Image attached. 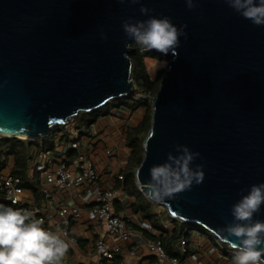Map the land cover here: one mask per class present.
Returning <instances> with one entry per match:
<instances>
[{"label":"water","instance_id":"water-1","mask_svg":"<svg viewBox=\"0 0 264 264\" xmlns=\"http://www.w3.org/2000/svg\"><path fill=\"white\" fill-rule=\"evenodd\" d=\"M152 16L187 27L179 56L162 55L168 65L137 184L174 220L232 247L235 238L223 232L233 222L231 207L264 183V26L224 0H198L192 10L185 0H0V137L45 140L82 113L131 98L135 41L122 23ZM176 145L200 154L192 167L202 164L205 178L152 200L145 192L149 169L177 155ZM254 219L264 221V205Z\"/></svg>","mask_w":264,"mask_h":264},{"label":"clouds","instance_id":"clouds-1","mask_svg":"<svg viewBox=\"0 0 264 264\" xmlns=\"http://www.w3.org/2000/svg\"><path fill=\"white\" fill-rule=\"evenodd\" d=\"M121 3H140V0H120ZM224 2L254 26H264V0H224ZM189 10L196 7L198 0H185ZM139 11L148 14L150 9L141 6ZM184 25L177 28L169 17H149L135 20L129 17L122 23L126 37L133 39L142 50L167 56H179L177 48L180 37L186 36ZM103 39H107L102 34ZM163 67H167L164 61ZM177 155L169 153L161 165L149 169L150 179L145 184L146 195L155 201H164L184 191L191 190L205 178L203 165L192 167L199 157L186 145H176ZM239 182L238 180L236 181ZM243 193V190H241ZM264 205V183L253 184L232 205L233 222L223 232L235 238L232 247L235 255L233 264H264V221L254 219ZM44 221L35 218L28 209H18L0 204V264H62L70 248V242L57 232L43 227Z\"/></svg>","mask_w":264,"mask_h":264},{"label":"built area","instance_id":"built-area-1","mask_svg":"<svg viewBox=\"0 0 264 264\" xmlns=\"http://www.w3.org/2000/svg\"><path fill=\"white\" fill-rule=\"evenodd\" d=\"M141 98L152 99L147 95L137 96V99ZM66 127H70V129L72 127L73 141L67 145H59L53 152H42L36 156L33 161L34 171L39 172L41 176L46 172L47 163H56L54 182L56 190L64 195L67 194L73 200L81 197L82 207L87 209L89 221L96 223L111 240V242H108L105 237H99L88 248V254L93 257L96 256V264L115 261L117 255L130 243L131 247L128 248L127 253L131 257H137L142 251L147 250L156 258L154 262L149 264H181L179 259L167 255L160 241L141 237L136 229L129 227L128 217L115 210L116 202L120 199L122 191L114 188H105L99 184L101 177L95 163L88 155L82 152L77 141L82 133L90 134L89 129L75 130L71 122ZM74 153L76 155L72 156ZM14 167L13 158L0 155V201L18 206L20 209L32 211L35 218L44 221V228L59 232L71 244L77 245V240L71 236V225L83 219L82 208L70 206L66 203L56 206L55 202L52 201L53 190L44 189L43 206L48 205L49 208L52 207L54 209L53 211L57 209L56 216L52 215L36 203L34 198L26 195L28 191L22 186V179L14 175ZM119 179L124 180L122 176H119ZM54 218L58 219L57 223L52 222ZM137 225L144 230L150 228L146 222L141 220ZM56 226H58V230H56ZM216 241L224 252L229 255H235L233 247L224 244L218 239ZM180 246L183 254H189V244L185 239L181 240ZM192 257L195 261H198L197 256L193 255ZM118 264L130 263L120 261Z\"/></svg>","mask_w":264,"mask_h":264},{"label":"trees","instance_id":"trees-1","mask_svg":"<svg viewBox=\"0 0 264 264\" xmlns=\"http://www.w3.org/2000/svg\"><path fill=\"white\" fill-rule=\"evenodd\" d=\"M130 58L133 62V81L135 91L131 98L114 100L91 114L82 113L71 123L75 130L82 128L91 129L100 119L111 115L114 111H127L135 114L143 109L146 111L142 121L137 126H129L127 130L126 147L131 150L127 166L120 172L119 176L124 178L123 186L125 193L134 199L132 205L133 212L139 214L147 221L151 227L160 232V236H150L151 240L160 241L168 256L175 257L181 262L190 254L185 255L180 249V242L185 239L190 244V238L195 230L203 229L197 226L185 224L174 220L168 212L158 211V206L151 203L143 194L137 184L136 173L144 159V142L150 132L152 125L153 106L152 100L156 97L161 80L165 71L160 76L152 78L149 75L146 61L148 58L159 60L162 54L142 50L136 42H132L129 47ZM138 95H147L152 99H137ZM65 127L54 133L45 140L31 141L18 138L0 137V155L13 158L15 167L13 173L22 179V186L33 192L38 203L44 200V192L41 185V178L37 171H34L33 161L42 152H53L59 145H67L71 142V132ZM0 204L13 208L20 207L10 203L0 201ZM171 225L172 229L168 228ZM233 259V257H231Z\"/></svg>","mask_w":264,"mask_h":264},{"label":"crops","instance_id":"crops-1","mask_svg":"<svg viewBox=\"0 0 264 264\" xmlns=\"http://www.w3.org/2000/svg\"><path fill=\"white\" fill-rule=\"evenodd\" d=\"M126 113L129 112L117 111V114L113 112L111 115L100 119L91 129H89L90 134L82 133L77 141L80 144L82 152L88 155L95 163L101 177L99 184L105 188H114L122 191L120 199L116 202L115 210L128 217L129 227L136 229L141 237L151 240L150 236L159 237L161 233L154 230L141 215L133 212L132 205L134 199L130 198L125 193L123 183H120L124 180L119 179V174L127 166L131 155V150L126 147L127 130L130 125H125L123 122L124 120L120 119ZM67 130L71 132L72 142V127ZM75 155L76 154L74 153L72 156ZM55 171L56 163L51 162L46 164V172L40 176L43 190H53L52 201L55 202L56 206L66 203L70 206L81 207L84 216L81 221L74 222L71 225V236L77 240L78 244L73 245L70 243V248L66 257L62 261V264H96V256H90L87 251L88 248H90L99 237H105L108 242H111V240L101 231L96 223L89 221L86 212L87 209L82 207L81 197H77L73 200L70 199L67 194L64 195L56 190L54 186ZM27 191L26 195L34 198L36 203H38L33 192L30 190ZM38 204L45 208V210L49 211L52 215L56 216L57 209L53 211L54 209H52V207L49 208L48 205L43 206L44 200ZM159 209L162 210L159 207V212ZM57 220L54 218L52 222L57 223ZM140 220L146 222L150 228L144 230L139 227L137 224ZM168 228L172 229L171 225H168ZM56 230H58V226H56ZM61 237L63 238L62 235ZM65 240L69 242L68 239ZM216 240L215 237H212L205 231H193L189 244L190 254L184 259V261H180L181 264H233V259L231 257L234 256L224 252L219 247ZM130 244H128L127 247L117 255L115 261L106 262L105 264H118L120 261H125L130 264H149L156 260L155 256L147 250L142 251L137 257H131L127 253L128 248L131 247ZM193 255L197 256L198 261L194 260L192 257Z\"/></svg>","mask_w":264,"mask_h":264},{"label":"rangeland","instance_id":"rangeland-1","mask_svg":"<svg viewBox=\"0 0 264 264\" xmlns=\"http://www.w3.org/2000/svg\"><path fill=\"white\" fill-rule=\"evenodd\" d=\"M164 61H166V60H164L162 58L159 59V60H155V59H151V58H148L147 59L146 64H147L148 72H149V75L152 78H156V77L160 76V73L162 71H166V68L167 67H163L162 66V64H163ZM166 62H167V65H168V61H166ZM114 112L117 114V111H114ZM145 114H146V111L143 110V109H141V110L137 111L135 114L126 113L120 119L121 120H124L123 122L127 126L128 125H130V126H137V125L140 124V122L142 121V119L145 116ZM160 212H162V210H160Z\"/></svg>","mask_w":264,"mask_h":264}]
</instances>
